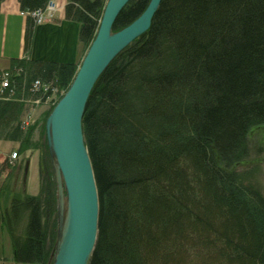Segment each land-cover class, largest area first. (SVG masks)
<instances>
[{"label":"trees","instance_id":"trees-1","mask_svg":"<svg viewBox=\"0 0 264 264\" xmlns=\"http://www.w3.org/2000/svg\"><path fill=\"white\" fill-rule=\"evenodd\" d=\"M46 1L20 4L32 11ZM149 1H129L114 30ZM104 6V0L66 5V17L81 23L85 48ZM34 27L29 17L26 50ZM30 69L67 89L78 65L35 61ZM22 107L0 99V136L17 122L9 137L21 141L20 152L41 151V189L13 194L4 222L18 262L48 264L56 239V225L48 226L55 174L48 144L45 157L33 130L19 121ZM262 126L264 0H162L150 28L101 75L84 113L100 200L89 264H264V197L232 168L245 157L250 132Z\"/></svg>","mask_w":264,"mask_h":264},{"label":"water","instance_id":"water-1","mask_svg":"<svg viewBox=\"0 0 264 264\" xmlns=\"http://www.w3.org/2000/svg\"><path fill=\"white\" fill-rule=\"evenodd\" d=\"M131 0H107L96 35L68 89L48 117L57 173L67 192V218L54 264H89L100 218L99 190L86 145L83 117L99 77L128 45L143 35L162 0H150L142 14L115 31L113 25Z\"/></svg>","mask_w":264,"mask_h":264},{"label":"rangeland","instance_id":"rangeland-1","mask_svg":"<svg viewBox=\"0 0 264 264\" xmlns=\"http://www.w3.org/2000/svg\"><path fill=\"white\" fill-rule=\"evenodd\" d=\"M104 1L105 3L107 2V0ZM50 5L56 6V10H53L52 14L48 18L49 21H53L55 19L58 8L55 0H51ZM49 6H45L47 12L49 10ZM33 24L34 26H36L39 23L34 21L33 18ZM87 49L88 48H85L84 45L82 46V57L84 55V52L86 53ZM81 60H79L78 63L75 64L79 65L81 63ZM23 65L27 69L28 83H30L31 80L35 77L30 74L29 70L31 69L28 68V63L25 62L23 63ZM43 83H45L46 86L51 85L52 87L49 98H46L43 101L37 102L39 97L36 95H32V93H30L28 90L26 91L23 88H21V91H17L13 94H10L9 96L4 95V97L8 98L3 100L21 97V101H23V107L21 113L19 114V121H21L22 124L23 121H26V119L29 117L31 118V120H36L35 124L31 123L28 126L25 125L24 130L32 129L33 131L31 140L33 141V143H39L40 148L44 153L45 157L47 151L49 153V157L51 156V162L54 169L56 183V204L53 214L51 215L50 219H48V226L49 229H51L53 225H56V239L55 245L51 251L50 260L48 264H54L58 253V247L62 239V234L65 230L67 218V192L62 178L57 173L56 159L55 156L52 155L47 124L48 117L51 111L55 107L56 102H58L60 97L63 95L64 91H66V89L60 86L57 81L48 84L44 81ZM32 96L35 99H32ZM16 124L17 122H13L11 126L7 128L5 133L0 136V145L2 144L0 146V158L3 157V162H0V177H5L3 180L4 183L8 174L14 173L13 176L17 175L16 181L12 182V188L10 187L11 190L7 187V183H10V181L7 180L5 182L6 185H4V189L2 191V196L0 200V213L2 210L3 218L5 216L6 207L11 206V199L13 193L16 194L17 192H21L23 194H26L31 191L32 193L34 191L39 193L41 189L40 172L38 176V170L40 167L41 160V151H39L38 149H29L25 153H20L19 148L21 141L13 140L9 137V134L12 132V129L14 126H16ZM45 144H48L47 151ZM16 150L19 151V158L16 161L11 162L9 159V155ZM242 156L245 157H243V159L240 161V164L235 165V167L234 165L232 166V168L235 169V174L238 178H240L242 184L250 186L252 190L259 192L264 197V126L254 128L250 132L247 148L245 149V151H243ZM35 178L36 185H34ZM26 223L27 220L25 219L21 225L20 231H18V234L21 235V237H24L26 233ZM4 224L5 227L8 229L7 223L4 222Z\"/></svg>","mask_w":264,"mask_h":264},{"label":"crops","instance_id":"crops-1","mask_svg":"<svg viewBox=\"0 0 264 264\" xmlns=\"http://www.w3.org/2000/svg\"><path fill=\"white\" fill-rule=\"evenodd\" d=\"M68 1L55 0L58 8L55 19L34 27L31 44L26 50L28 15L22 13L23 9L19 0H4L0 8V67H9L15 62L21 61L27 63L32 61L78 63L82 58L83 46L80 41L81 24L66 17ZM0 162H3V157L0 158ZM13 174H8L4 183L5 177H0V200L4 185H6L5 182L10 181L7 184L12 188V182L16 181L17 175L13 176ZM34 185H36V178ZM11 188L9 189L11 190ZM28 193L38 194L36 191ZM8 208L9 206L6 207V209ZM20 229L21 224L18 231ZM0 264H31L16 260L13 237L5 227L2 210L0 213Z\"/></svg>","mask_w":264,"mask_h":264},{"label":"bare ground","instance_id":"bare-ground-1","mask_svg":"<svg viewBox=\"0 0 264 264\" xmlns=\"http://www.w3.org/2000/svg\"><path fill=\"white\" fill-rule=\"evenodd\" d=\"M4 0L1 1V4ZM50 1L51 0H47L46 3L42 6V7H39V8H36L34 10H32V12L34 13V21H39L40 19H44L45 18V14H44V11H45V6H49L50 5ZM20 2V0H19ZM106 4V3H105ZM21 5V4H20ZM1 6V5H0ZM56 7V6H54ZM105 7V6H104ZM27 11V10H25ZM104 11V9H103ZM31 12V11H29ZM103 15V14H102ZM29 17L32 18L33 20V17L30 15ZM102 18V17H101ZM101 18L99 20V24H100V21H101ZM78 21V20H76ZM79 22V21H78ZM38 23V22H37ZM80 23V22H79ZM81 24V23H80ZM99 27V26H98ZM114 28V26H113ZM116 31V30H115ZM85 55V53H84ZM83 55V57H84ZM118 56V55H117ZM116 56V57H117ZM82 57V59H83ZM115 57V58H116ZM114 58V59H115ZM32 62H35V61H32ZM32 62L28 63L29 67L28 68H31L32 67ZM56 62V61H54ZM82 62V60H81ZM113 62V61H112ZM111 62V63H112ZM110 63V64H111ZM81 64V63H80ZM80 64L78 65V68L80 66ZM22 68V70H21ZM108 68V67H107ZM106 68V69H107ZM78 70V69H77ZM25 69L22 67L21 63L20 62H15L14 64H12L11 66L9 67H0V90H3L5 92V96H9L10 94H13L17 91H21V88L25 89L26 91L28 90L30 93H32V95H36L38 96V100L39 101H43L44 99L46 98H49V95H50V92H51V85H47L45 88H31V83L32 81H34V79H40L38 77H35L34 79L31 80L30 83H28V76H27V73H25ZM104 73V72H103ZM102 73V74H103ZM75 77V76H74ZM101 77V76H100ZM99 77V78H100ZM42 81V83L44 82V80L40 79ZM99 80V79H98ZM73 81V80H72ZM47 84L48 83H53L54 81H45ZM98 82V81H97ZM96 82V83H97ZM45 85V83H43ZM96 85V84H95ZM94 85V86H95ZM16 86V89L14 92H12V88ZM70 86V85H69ZM68 89V88H67ZM66 89V90H67ZM93 90V89H92ZM65 93V91H64ZM63 93V94H64ZM92 93V92H91ZM4 95H1L0 96V99H6L8 97H4ZM91 95V94H90ZM62 97V96H61ZM60 97V98H61ZM90 98V97H89ZM32 99H35L33 96H32ZM8 100H13V101H17L18 103L21 104V97H18V98H15V99H8ZM59 101V100H58ZM23 102V101H22ZM57 103V102H56ZM56 105V104H55ZM87 107V106H86ZM21 123V121H20ZM35 124V123H34ZM23 128H25V125L22 123L21 124ZM89 151V149H88ZM90 154V153H89ZM41 158V157H40ZM17 194H21L22 196H24L23 193L21 192H17Z\"/></svg>","mask_w":264,"mask_h":264},{"label":"built area","instance_id":"built-area-1","mask_svg":"<svg viewBox=\"0 0 264 264\" xmlns=\"http://www.w3.org/2000/svg\"><path fill=\"white\" fill-rule=\"evenodd\" d=\"M53 10L55 11L56 8H55L54 6H52V5H50V6H49V10H48V12L46 11V9H45V11H44L45 18H44V19H40V20L37 21V22H38V23H42V22H44V21H46V20H49L48 18H49V16L52 14V11H53ZM28 13L34 18V13H33L32 11H31V12H28ZM21 70H22V68H21ZM39 87H40V88H45V87H46V84L44 85L40 79H35L34 81H32V83H31V88H39ZM15 89H16V86L12 88V92H14ZM4 94H5V92H4L3 90H0V96H1V95H4ZM38 101H39V100H37V102H38ZM35 122H36L35 119H34V120H31V118L29 117V118L26 119V121H23V124L28 126V125H30L31 123L34 124ZM18 157H19L18 152H17V151H14V152L11 154V156H10V160H11V162H13L14 160H16Z\"/></svg>","mask_w":264,"mask_h":264}]
</instances>
